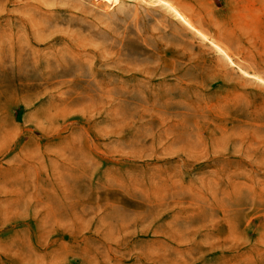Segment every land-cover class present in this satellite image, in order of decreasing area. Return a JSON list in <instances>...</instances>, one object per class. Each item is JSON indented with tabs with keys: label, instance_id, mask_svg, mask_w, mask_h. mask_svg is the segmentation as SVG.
Returning a JSON list of instances; mask_svg holds the SVG:
<instances>
[{
	"label": "rangeland",
	"instance_id": "1",
	"mask_svg": "<svg viewBox=\"0 0 264 264\" xmlns=\"http://www.w3.org/2000/svg\"><path fill=\"white\" fill-rule=\"evenodd\" d=\"M171 1L264 79V0ZM128 3L0 0V264H264V83Z\"/></svg>",
	"mask_w": 264,
	"mask_h": 264
},
{
	"label": "bare ground",
	"instance_id": "2",
	"mask_svg": "<svg viewBox=\"0 0 264 264\" xmlns=\"http://www.w3.org/2000/svg\"><path fill=\"white\" fill-rule=\"evenodd\" d=\"M92 1H94V3L99 2L100 5L98 4V6H101V9L104 11V12L102 11L103 13L108 12L112 9H123L124 5L128 2H129L128 4H130V2H135L138 4L158 5L160 8L164 9L171 16L177 19L181 24H183L184 26H188L187 28L191 32L196 34L202 41H204L206 44L211 46V48L214 49L217 53H219L229 65L235 67L239 73H241L242 75L248 78L256 79L264 83V79L259 77V75L257 76L256 74L248 72L239 64H237L233 60L227 49L224 48L223 45H221V43H219L217 40H215L214 38L203 32L201 29L197 28L196 27L197 24L196 26L193 25L191 20L186 15H184L183 12L177 7V5L171 0H92ZM130 6L131 5H129V7Z\"/></svg>",
	"mask_w": 264,
	"mask_h": 264
}]
</instances>
